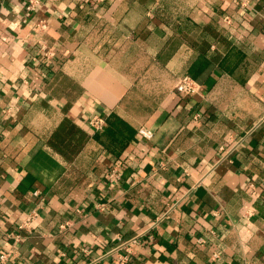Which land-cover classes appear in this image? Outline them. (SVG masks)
<instances>
[{
	"label": "crops",
	"instance_id": "1",
	"mask_svg": "<svg viewBox=\"0 0 264 264\" xmlns=\"http://www.w3.org/2000/svg\"><path fill=\"white\" fill-rule=\"evenodd\" d=\"M25 1L0 0L4 264H264V0Z\"/></svg>",
	"mask_w": 264,
	"mask_h": 264
},
{
	"label": "built area",
	"instance_id": "2",
	"mask_svg": "<svg viewBox=\"0 0 264 264\" xmlns=\"http://www.w3.org/2000/svg\"><path fill=\"white\" fill-rule=\"evenodd\" d=\"M38 5V0H26L24 4V11L26 14H31L35 11L36 7ZM224 21L228 22L229 17L224 16ZM37 26L40 30H42L45 27V23L43 21H39ZM54 56V50L47 46L46 44H40L38 47L37 52L31 57V60L35 63L38 62H46L49 61ZM199 83L194 80L190 75L183 74L179 76L173 86V89L175 92H177L182 98H187L199 90ZM200 117L199 111H193L190 113L191 119H198ZM88 123L92 130L94 131H101L104 127L105 119L104 117L99 113H94L88 120ZM138 134L145 138L149 139L152 136V131L146 127L140 126L137 130ZM107 179L111 183H116L119 180V172L117 167H113L109 170L107 173ZM254 192L253 184L249 185ZM32 195L39 197L40 194L37 190L32 191ZM37 212L35 210H32L31 212L27 213L26 216L22 219V221L18 224V228L20 230H29L32 224V220L36 217ZM19 235H15V238L18 239ZM198 241L200 243L203 242L202 238H198ZM216 256V254H214ZM8 258V253L4 252L0 254V264H4Z\"/></svg>",
	"mask_w": 264,
	"mask_h": 264
}]
</instances>
